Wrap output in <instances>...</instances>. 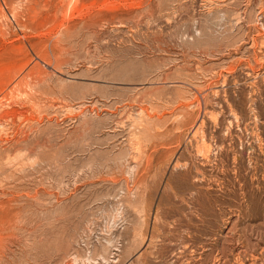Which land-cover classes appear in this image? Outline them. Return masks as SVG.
<instances>
[{
    "label": "rangeland",
    "instance_id": "obj_1",
    "mask_svg": "<svg viewBox=\"0 0 264 264\" xmlns=\"http://www.w3.org/2000/svg\"><path fill=\"white\" fill-rule=\"evenodd\" d=\"M260 140L264 0H0V264H264Z\"/></svg>",
    "mask_w": 264,
    "mask_h": 264
},
{
    "label": "bare ground",
    "instance_id": "obj_2",
    "mask_svg": "<svg viewBox=\"0 0 264 264\" xmlns=\"http://www.w3.org/2000/svg\"><path fill=\"white\" fill-rule=\"evenodd\" d=\"M236 113V112H235ZM197 130H199V129H197ZM257 131H258V129H257ZM197 132H199V131H197ZM254 133H255V131H254ZM195 134H197L196 132L194 133V135ZM259 134V133H258ZM199 135V134H198ZM205 135V134H204ZM204 135H201L200 136V138L198 139L199 140V143L197 144V146H196V153L198 154V155H200V156H202V159H203V157H207L208 156V153L210 152V146L208 145V144H206L205 142H204ZM257 135V134H256ZM206 136H208V135H206ZM196 137V136H195ZM255 137V136H254ZM257 137V136H256ZM259 137H260V135H259ZM214 138H216L215 137V135H214ZM261 138H262V136H261ZM207 139V138H206ZM256 139H258V137L256 138ZM213 140H215V139H213ZM209 141V140H208ZM242 141V140H241ZM261 142L263 141V140H260ZM264 142V141H263ZM259 143V142H258ZM262 144V143H261ZM194 145V144H193ZM211 145V144H210ZM260 146V145H259ZM233 147V146H232ZM263 147V146H262ZM264 148V147H263ZM235 151V150H234ZM260 151V150H259ZM195 153V154H196ZM235 153H237V152H235ZM196 154V155H197ZM262 154V153H261ZM260 154V155H261ZM197 155V156H198ZM255 155V154H254ZM235 156H238V154L237 155H235ZM242 156V155H241ZM212 157V156H211ZM250 157V156H249ZM264 157V156H263ZM208 158V157H207ZM234 158H236V157H234ZM242 158V157H241ZM256 158V157H255ZM257 158H260V157H257ZM256 158V159H257ZM239 159V158H238ZM243 159V158H242ZM250 159V158H249ZM254 160V159H253ZM205 161V160H204ZM212 161V160H211ZM234 161V160H233ZM206 162V161H205ZM237 162V161H236ZM252 162V161H251ZM258 162H260L259 161V159H258ZM263 162V161H262ZM209 163V162H208ZM253 163V162H252ZM254 163H255V161H254ZM258 164V163H257ZM184 165V164H183ZM186 165V164H185ZM256 165V164H255ZM255 165H253L254 167H255ZM238 166V165H237ZM252 166V167H253ZM223 167V166H222ZM221 167V168H222ZM226 167V166H225ZM221 168H220V170H221ZM256 168V167H255ZM257 169V168H256ZM256 171V170H255ZM201 172V171H200ZM204 172V171H203ZM224 173V172H223ZM255 173V172H254ZM206 174V173H205ZM238 174V173H237ZM204 175V174H203ZM206 177V176H205ZM244 177V176H243ZM219 182V181H218ZM245 197V196H244ZM261 233V232H260ZM258 235H260V234H258ZM262 236V235H261ZM264 236V235H263ZM260 237V236H259ZM264 238V237H263ZM262 237H261V240L263 239ZM242 244H245V243H241V245ZM246 247H247V245H246ZM245 247V248H246ZM251 247V246H250ZM249 248V245H248V247L246 248V249H248ZM252 248V247H251ZM244 249V248H243ZM242 249V250H243ZM245 250V249H244ZM249 250H252V249H248V251ZM261 250V249H260ZM262 250H264V249H262ZM261 250V251H262ZM245 252H246V250H245ZM249 253V252H248ZM239 254V253H238ZM238 254H236V255H238ZM246 254V253H245ZM250 254H252V253H250ZM263 254H264V252H263ZM253 255V254H252ZM242 258V257H241ZM258 258V257H257ZM220 259V258H219ZM223 259V258H222ZM246 259H248V258H246ZM249 259H251L252 260V258H250L249 257ZM255 259V258H254ZM260 259V258H259ZM241 260H243V259H241ZM256 261H257V259H255ZM263 260V259H262ZM237 261V260H236ZM238 261H239V259H238ZM254 261V260H253ZM219 262V261H218ZM249 262V261H248ZM224 263V262H223ZM239 263V262H238ZM259 263V262H258ZM244 264V263H243ZM253 264V263H252Z\"/></svg>",
    "mask_w": 264,
    "mask_h": 264
}]
</instances>
